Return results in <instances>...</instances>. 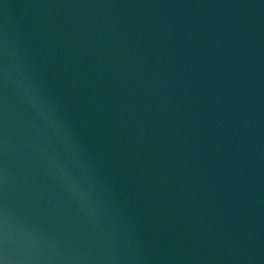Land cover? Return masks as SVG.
Here are the masks:
<instances>
[{
  "label": "water",
  "instance_id": "1",
  "mask_svg": "<svg viewBox=\"0 0 264 264\" xmlns=\"http://www.w3.org/2000/svg\"><path fill=\"white\" fill-rule=\"evenodd\" d=\"M4 264H264V0H0Z\"/></svg>",
  "mask_w": 264,
  "mask_h": 264
},
{
  "label": "clouds",
  "instance_id": "2",
  "mask_svg": "<svg viewBox=\"0 0 264 264\" xmlns=\"http://www.w3.org/2000/svg\"><path fill=\"white\" fill-rule=\"evenodd\" d=\"M0 264H4V262L2 260H0Z\"/></svg>",
  "mask_w": 264,
  "mask_h": 264
}]
</instances>
